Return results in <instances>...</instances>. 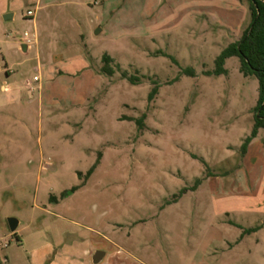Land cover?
<instances>
[{
  "label": "rangeland",
  "instance_id": "374dc122",
  "mask_svg": "<svg viewBox=\"0 0 264 264\" xmlns=\"http://www.w3.org/2000/svg\"><path fill=\"white\" fill-rule=\"evenodd\" d=\"M250 23L246 0H0V264L83 234L90 264H264L259 85L212 74Z\"/></svg>",
  "mask_w": 264,
  "mask_h": 264
},
{
  "label": "trees",
  "instance_id": "16d2710c",
  "mask_svg": "<svg viewBox=\"0 0 264 264\" xmlns=\"http://www.w3.org/2000/svg\"><path fill=\"white\" fill-rule=\"evenodd\" d=\"M243 1V0H241ZM249 2L251 14V23L244 31L239 42L231 44L225 49L215 61V76L224 75L226 73L224 63L230 58L239 60V72L244 77H254L258 82L259 99L255 109L253 137L259 130L264 129V0H246ZM104 64L103 73L112 76L114 70L110 68L112 59L104 56L102 59ZM157 90L153 89L149 96V100H153ZM98 162L85 175V181L90 178L94 172ZM81 177V174L78 175ZM78 187L73 188L69 195L73 194ZM67 195H63L65 199ZM255 230L247 231L251 233Z\"/></svg>",
  "mask_w": 264,
  "mask_h": 264
},
{
  "label": "crops",
  "instance_id": "0c3cea01",
  "mask_svg": "<svg viewBox=\"0 0 264 264\" xmlns=\"http://www.w3.org/2000/svg\"><path fill=\"white\" fill-rule=\"evenodd\" d=\"M38 4V2H37ZM13 19L16 17L13 15ZM35 16V11H34ZM36 17V16H35ZM31 18L34 20V18ZM12 19V20H13ZM19 227V226H18ZM92 243L88 237L74 236L69 243L61 242L58 239L44 243L40 248L34 250L29 256L30 264H90L89 258L92 254ZM95 253V252H94ZM106 253L102 263L106 258ZM92 260V259H91ZM99 263V264H100ZM93 264V263H92Z\"/></svg>",
  "mask_w": 264,
  "mask_h": 264
},
{
  "label": "water",
  "instance_id": "95a60500",
  "mask_svg": "<svg viewBox=\"0 0 264 264\" xmlns=\"http://www.w3.org/2000/svg\"><path fill=\"white\" fill-rule=\"evenodd\" d=\"M13 17L14 16L12 14H7L3 17V20L5 22H8V21H11L13 19ZM7 223H8L9 231L11 234H14L16 232L18 226L20 225L19 221L14 219V218H9L7 220ZM104 256H105L104 252L96 251L94 253V255L92 256V263L93 264H99L103 260Z\"/></svg>",
  "mask_w": 264,
  "mask_h": 264
},
{
  "label": "built area",
  "instance_id": "2783aa9c",
  "mask_svg": "<svg viewBox=\"0 0 264 264\" xmlns=\"http://www.w3.org/2000/svg\"><path fill=\"white\" fill-rule=\"evenodd\" d=\"M26 17L27 18H33V17H35L34 16V12L28 11L27 14H26ZM23 40H24L23 43L25 45H21V46L26 47V45L29 43V35L27 33L24 34ZM33 81L36 82V81H38V79L37 78H34Z\"/></svg>",
  "mask_w": 264,
  "mask_h": 264
}]
</instances>
